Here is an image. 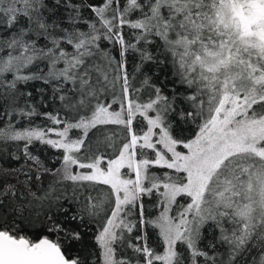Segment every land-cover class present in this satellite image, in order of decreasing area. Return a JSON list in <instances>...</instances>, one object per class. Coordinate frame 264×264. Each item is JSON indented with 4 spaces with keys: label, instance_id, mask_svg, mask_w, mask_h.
Masks as SVG:
<instances>
[{
    "label": "snow or ice",
    "instance_id": "obj_1",
    "mask_svg": "<svg viewBox=\"0 0 264 264\" xmlns=\"http://www.w3.org/2000/svg\"><path fill=\"white\" fill-rule=\"evenodd\" d=\"M0 264H264V0H0Z\"/></svg>",
    "mask_w": 264,
    "mask_h": 264
},
{
    "label": "trees",
    "instance_id": "obj_2",
    "mask_svg": "<svg viewBox=\"0 0 264 264\" xmlns=\"http://www.w3.org/2000/svg\"><path fill=\"white\" fill-rule=\"evenodd\" d=\"M163 80V76L161 75L160 78L157 80V83L161 82ZM37 122H40V119H37ZM48 155H51V151H49ZM92 235L93 233L91 231H85V239L84 244L89 249L93 248V241H92Z\"/></svg>",
    "mask_w": 264,
    "mask_h": 264
}]
</instances>
